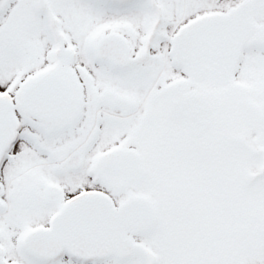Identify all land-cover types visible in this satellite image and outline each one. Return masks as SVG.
Returning <instances> with one entry per match:
<instances>
[{
  "label": "snow or ice",
  "instance_id": "1",
  "mask_svg": "<svg viewBox=\"0 0 264 264\" xmlns=\"http://www.w3.org/2000/svg\"><path fill=\"white\" fill-rule=\"evenodd\" d=\"M0 264H264V0H0Z\"/></svg>",
  "mask_w": 264,
  "mask_h": 264
}]
</instances>
